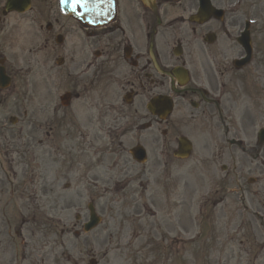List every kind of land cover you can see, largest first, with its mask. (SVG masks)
I'll return each instance as SVG.
<instances>
[{"label":"flooded vegetation","instance_id":"af4514ba","mask_svg":"<svg viewBox=\"0 0 264 264\" xmlns=\"http://www.w3.org/2000/svg\"><path fill=\"white\" fill-rule=\"evenodd\" d=\"M6 1L0 0V71L6 77L5 82L0 79V137H6L3 125L9 121L2 110L25 118L18 90L27 92L34 74L42 75L45 138L38 143L49 147L58 142L70 163L80 156L96 158L85 165L84 174L93 187L104 174L120 172L114 180L105 177V184H116L126 176L131 167L126 154L133 147H143L159 164L156 155L163 147L174 153L178 136L194 122L212 131V138L220 143L239 136L243 126L256 123L254 119L264 122V0H209L218 12L201 23L191 21L193 15L163 21L160 3L152 11L138 0H116V15L108 25L80 26L78 31L62 25L56 36L53 23L58 20L48 16L53 23L38 26L40 47L35 50L30 41L28 48L21 49L27 53L21 63L17 24L11 21L12 13L5 12ZM248 2L250 9L243 13ZM186 5L195 11L198 0ZM248 19L255 22L246 28L250 59L239 66L236 61L244 52L238 38ZM36 52L41 60L33 58ZM248 77L252 87L243 96ZM52 90H62L54 105ZM159 96L171 100V114L165 120L147 109ZM247 101H253L254 107H248ZM31 122L33 127L26 125L34 138L35 125L41 121L31 117ZM168 136L172 139H164L163 146ZM218 146V157L227 155L235 161L233 149L225 153L222 144ZM109 156L114 158L106 163Z\"/></svg>","mask_w":264,"mask_h":264},{"label":"rangeland","instance_id":"374dc122","mask_svg":"<svg viewBox=\"0 0 264 264\" xmlns=\"http://www.w3.org/2000/svg\"><path fill=\"white\" fill-rule=\"evenodd\" d=\"M184 2L185 0H181L179 5L174 4L168 7L169 14H181L179 6L183 5ZM37 5L38 1L34 3L32 16L36 20H41L39 10H37ZM38 98L41 100V92L38 93ZM194 135L199 136V138L202 137L198 130H195ZM251 142L248 141L247 143L251 144ZM209 150L212 153L214 152L212 147ZM15 160H17V164L19 166H22L21 164L24 163L27 165L28 170L30 169L28 157H23L22 153L17 154ZM190 163L191 161L186 164L189 165ZM221 163L222 162L218 161L216 166L211 167L208 171L204 168H199L190 169L191 172L179 170L175 173V166H173V173H170L171 178L168 177V179L165 180L166 173H163L161 170L157 174V180L154 182L151 181L148 186V192L155 198L177 197V218L182 217L185 220V218H187V213L193 214L194 226L191 228V232H188V235H181L180 233L182 231L178 229V234H176L178 240H183V244L179 245V254L176 255V258L179 260L178 264H182L180 256L183 252L185 259H189L193 264H217L210 261V257L217 256L218 249L215 245H211L212 233H208V231H206L207 227L204 224V222H206L210 227L211 223L210 221H204L201 217V213L210 212L208 206L204 208L201 206V202L203 201L202 199H204L208 192L219 190V196H221V198H225V201L222 203L218 211L221 212L222 206L226 203V205L223 206L222 211L227 212L228 216H230V214H234L237 209H241L243 213H245V207L250 211L253 209H250L251 207L248 203L253 202L252 200L254 195L252 192L257 190V186H259L255 183H248V178L253 176V174H247L244 172L237 179V183H234L233 181L225 182V174L218 168ZM261 177L263 178L262 184L264 185V176ZM170 179L173 182L175 181L177 184L176 196L171 195V186L168 183ZM24 185H27V179L20 178L17 182L18 187L17 191L15 190V196L19 193H23V196L26 197L31 192L29 188H23ZM136 189L138 190V188ZM235 189L238 191L237 194L236 191L235 193L230 192V190ZM56 191L66 193L64 195V199H60L58 204H55L54 195L46 191L43 196L42 208L45 212L50 214V217L53 216L55 218H59L66 224V230H69V228H71L75 223L74 215L76 212L80 213L81 222L86 219L87 213L85 209L86 203L88 202L89 190L84 186L80 188L82 195V206L80 211H77L73 207L74 188H70L66 191L57 189ZM99 192L102 193V189H100ZM241 195L244 197H241ZM236 196L243 198V200L238 202V200H236ZM102 204L103 200H101L100 206H102ZM22 206L23 203H21L20 200H17L6 209L9 213H17ZM58 206H60L59 210L54 213ZM63 208H66V211L65 215L61 216ZM39 210H41V208ZM25 213L30 214V209H28ZM107 214H109L113 220L108 219ZM43 216L44 214L39 216L37 211H35V215L32 217V221L28 226L29 230H26L25 233L27 235L33 231L34 239L30 243V248L34 249L35 253L38 255L44 254L46 256V264H87L90 255L98 260V264H135L133 260H137L136 256L138 255L137 251L139 246L144 244L147 240V236L144 234V238L137 239L133 242V235L138 232V229L136 227V232H133V228L131 227L132 224L127 222L126 226L130 228L126 230L125 233H122L118 226L121 221L118 216H112L111 206L107 210H104L102 216L103 220L99 227L89 234H81L77 239L73 237L72 233L61 234V230L65 229L62 226H54V223L49 222V227L45 226L42 228L41 222ZM246 217L247 215L245 214L244 218ZM120 235L122 236L121 239H119ZM188 238H191L193 241H188ZM214 240H217V238L214 237ZM83 244H85L86 247ZM89 244L93 245V251L90 254L88 252ZM117 245H120V250L122 252L116 248ZM108 248L111 249L107 253L106 250Z\"/></svg>","mask_w":264,"mask_h":264}]
</instances>
